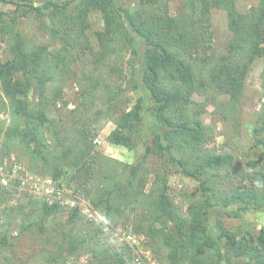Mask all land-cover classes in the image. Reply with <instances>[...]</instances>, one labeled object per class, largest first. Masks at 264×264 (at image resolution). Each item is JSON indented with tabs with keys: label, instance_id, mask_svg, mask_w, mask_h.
<instances>
[{
	"label": "trees",
	"instance_id": "obj_1",
	"mask_svg": "<svg viewBox=\"0 0 264 264\" xmlns=\"http://www.w3.org/2000/svg\"><path fill=\"white\" fill-rule=\"evenodd\" d=\"M169 1L139 0L137 9H128L119 8L116 0H65L57 6L54 1L48 0L43 8L16 4V9L39 14L49 10L46 16L50 20L60 17L57 19L60 26L51 31L61 43L62 52L59 55H65L69 48L79 46L92 51L82 24L83 17L91 9L103 15L104 30L96 33L102 51L107 50L111 46L109 42L117 38H125L129 42L134 40L146 47L141 88L152 104L138 101L131 109L122 112L109 138L116 144L131 146L132 140L126 131L132 132L136 121L148 116L154 134L152 144H145L144 154L136 162L123 164L127 172L126 184L119 179L110 182L112 177L117 176L109 177L103 172L104 181L97 185L90 197L93 206L108 212L120 207L126 209L131 203L135 207L144 204L143 211L148 216L145 223L147 231L162 236L170 264H221L224 258L242 256L248 257L253 264H264V227L255 238L236 239L218 221L220 233H209L211 206L227 210L234 205L237 212L257 210L264 213V187L258 188L255 183L257 180L264 181V103L252 130L254 145L261 149L260 155L248 162L252 167L251 174L246 178L248 181L229 185L225 192L220 188L218 177L231 169L233 155L199 145L209 136L200 119L204 105L198 102L196 104L200 109L192 107L196 102L193 95L207 94L212 87L217 91L219 108L222 110L224 107L225 112L232 109L238 114L249 67L256 57L264 58V0L246 12L237 9L235 0H183L182 11L173 16L169 14ZM213 7L226 11L231 38L224 53L212 50L206 53L211 46L207 43L210 35L205 31L208 26L204 21L210 26L209 12ZM43 21L40 20V23ZM15 29L0 19V34L8 38L11 53L10 59L0 61V92L7 97L14 118L5 130L0 129V139L16 140L27 146L52 178L71 173L73 180L85 185L91 182L99 165L98 153L90 141L89 125L83 123L81 129H75L71 140L65 137L61 140L49 116L48 106L61 97L62 88L48 91L46 82L52 75H39L41 60L46 58L49 46L47 43H31ZM102 51L97 59L102 56ZM193 60L200 61L202 67L209 66L207 77L198 76ZM123 76L121 72L120 77ZM261 78L264 89V69ZM163 80L171 83L165 85ZM32 86L38 93L35 101L29 98ZM220 96H225V100L222 101ZM148 111L153 113L148 114ZM40 128L49 132L50 142ZM152 149L163 160L162 174L145 191L147 176L141 170ZM176 152L183 155L177 156ZM175 170L198 181L202 190V200H194L188 205L187 216L177 211L168 193V177ZM60 208L58 201L42 203L45 216ZM77 212L79 208L73 207L65 223L60 225L57 239L47 249L48 264H66V259L83 244L85 239L75 236V224L81 218ZM25 228L31 227L26 225ZM40 229L35 224L31 231ZM222 239L227 241L221 244ZM7 244L11 245L8 236L0 235V249ZM58 258L62 263H58ZM95 264H124V260L121 257L108 260L100 257Z\"/></svg>",
	"mask_w": 264,
	"mask_h": 264
},
{
	"label": "rangeland",
	"instance_id": "obj_2",
	"mask_svg": "<svg viewBox=\"0 0 264 264\" xmlns=\"http://www.w3.org/2000/svg\"><path fill=\"white\" fill-rule=\"evenodd\" d=\"M46 1L48 0H0V19L7 26H14L29 42L47 43L49 49L46 58L41 60L39 75H52L46 82L48 91L62 88L61 97L48 106L54 129L60 133L61 140L62 137L71 140L75 129H81L83 123L89 125L90 141L94 151L98 153L99 165L91 182L85 185L79 180H73L71 173L54 179L43 169L41 161L33 156L27 146L16 140L0 139V235L8 236L11 243L0 249V264H48L47 249L57 239L60 225L65 223L75 206L79 208L78 216H81L75 224V236L85 240L78 251L66 259V264H95L100 257L104 260L121 257L124 264H170L162 236L147 231L145 223L148 222V216L143 211L144 204L141 203L142 207H135L131 203L126 209L120 207L118 210L104 212L96 209L90 200L97 185L104 181L103 172L109 177L117 176L109 178L110 182L115 179L126 182L127 172L124 171L123 164L136 162L144 154L145 144H152L154 134L148 116L136 121L132 132L126 131L131 137V146L116 144L109 138L122 112L131 109L138 101L152 104L141 88L146 47L142 43L133 42L134 40L129 42L125 38H117L110 39L111 46L102 51L96 33L104 30L103 15L98 10L91 9L83 17L82 24L92 51L79 46L69 48L65 55H59L62 52L61 43L52 36L51 31L60 26L57 22L60 17L50 20L46 16L49 10L39 14L16 9V4H32L43 8ZM52 1L57 6L65 0ZM259 1L235 0V4L237 9L246 12ZM116 3L119 8L139 7V0H116ZM168 5L169 14L173 16L182 11L183 0H170ZM209 16L210 26L204 21L208 26L205 31L210 35L207 43L211 46L209 50L206 49V53L211 50L224 53L231 38L226 11L213 7ZM40 20L44 21L40 23ZM123 35L122 33L121 36ZM100 51L102 56L97 59ZM10 58L8 38L0 34V61ZM194 63L198 76L207 77L209 66L202 67L200 61ZM263 69L264 58L258 56L252 61L245 76L237 115L232 109L225 112L224 107L222 110L219 108L215 93L217 91L212 87L207 94H194L192 97L196 101L193 108L200 109L196 104L198 102L204 105L200 119L209 135L199 145L233 155L231 169L218 177V183L224 192L229 189V185L235 186L248 181L246 178L252 171L248 162L256 160L261 152L254 145L252 130L264 103L261 78ZM121 72L124 75L122 78ZM163 83L169 85L171 82L163 80ZM225 96H220V99L224 101ZM29 98L33 101L38 99L34 87L29 91ZM151 113L153 111H148V114ZM13 121L7 97L0 92V129L5 130ZM40 129L49 141V132L45 128ZM176 154L180 156L182 152ZM162 161L152 149L141 170L147 176L145 191L162 174ZM168 178V193L177 211L187 216L188 205L194 200H202L200 184L186 173L184 175L176 170ZM43 201H58L61 208L50 216H45L42 210ZM218 221L236 239L255 238L264 227V213L257 210L237 212L234 205L227 210L211 206L209 233H220ZM35 224L41 228L39 231H31ZM26 225L31 228L26 229ZM221 241L224 244L227 240ZM57 261L62 263L59 258ZM221 264H253V261L245 256L229 257L224 258Z\"/></svg>",
	"mask_w": 264,
	"mask_h": 264
},
{
	"label": "clouds",
	"instance_id": "obj_3",
	"mask_svg": "<svg viewBox=\"0 0 264 264\" xmlns=\"http://www.w3.org/2000/svg\"><path fill=\"white\" fill-rule=\"evenodd\" d=\"M256 186L259 188V187H264V181H260V180H257L256 182Z\"/></svg>",
	"mask_w": 264,
	"mask_h": 264
}]
</instances>
